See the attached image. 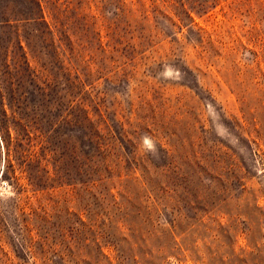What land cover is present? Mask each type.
Listing matches in <instances>:
<instances>
[{
  "label": "rangeland",
  "instance_id": "1",
  "mask_svg": "<svg viewBox=\"0 0 264 264\" xmlns=\"http://www.w3.org/2000/svg\"><path fill=\"white\" fill-rule=\"evenodd\" d=\"M43 3L0 0V264H264V0Z\"/></svg>",
  "mask_w": 264,
  "mask_h": 264
},
{
  "label": "trees",
  "instance_id": "2",
  "mask_svg": "<svg viewBox=\"0 0 264 264\" xmlns=\"http://www.w3.org/2000/svg\"><path fill=\"white\" fill-rule=\"evenodd\" d=\"M34 3L36 4V10H37V13H34V16L33 17H42V18H45L46 17V11H45V7H44V3H43V0H33ZM14 15H11V14H4V13H0V26H9L12 28V31L15 29L16 27V24L14 22L15 19H17V17H13ZM28 19V18H27ZM47 22V21H46ZM47 25L50 27V23L47 22ZM18 27H16V30H14V32L16 33V35H18V42H19V45L22 47V49L24 48L23 45L21 44V38L19 36V31H18ZM53 31V29H52ZM264 52V51H263ZM24 56L26 57V61H27V64H28V67H30V60L28 59V55H27V51L24 50ZM263 58H264V53H263ZM36 75V73H35ZM32 79H34L33 75L31 76ZM2 79H0V104L2 106V108L0 109V114L2 115H7L8 113V110L6 108V104L9 103L13 100L14 97V92H13V89H10L8 87H6L2 81ZM260 92L263 94L262 96V101L264 100V90L260 89ZM247 96H243L242 98H245ZM255 116V115H254ZM87 122L90 123L91 127H94L95 126V122L93 120H91L90 118H87ZM253 123H256V122H259L258 119L255 120L253 119ZM261 126L264 128V123L261 121ZM258 131V134H261V130H257ZM10 135V131L8 133ZM89 137H90V140L94 141V143L96 144V147H97V150L100 151V153H102L103 157L102 159H98L96 157V155H90V152H86L85 154H87V156L85 155L84 159L82 160L83 162V166H84V171L85 173L88 175V176H93L95 174V172H97L100 177H99V180H102V178L104 177L102 175L103 173V170L106 168H111L110 166L114 165V159L112 158V152L110 150V147H108V142L106 141H103L102 138L104 137V135H102V133L100 134L99 131H94V132H90L89 133ZM90 155V157H89ZM144 172H146V175L147 173L149 172L147 167H144ZM91 179H96L94 177H92ZM152 180L150 178V176L148 175L147 178H144V182H147L148 185L152 182L150 181ZM125 190L128 191V189L126 188V186L124 187ZM156 193V192H155ZM150 196V195H149ZM127 198V197H126ZM148 199V198H147ZM120 202L124 203L125 204V211H128V204L122 199L120 200ZM150 209H152L154 207V203H149L148 204ZM138 211H141V209H138ZM152 216V213H149L147 215V218H151ZM155 230L154 229H151L150 231H148L146 233V237L143 240V243L145 245H150L151 246V249H150V255L153 256L154 255V249L157 248L158 251H161L162 253L160 254V258H164L165 257V252L168 250L167 248V245H165V243L163 244H159V245H153L152 244V236L156 234V232H154ZM137 242V241H136ZM156 246V247H155ZM118 264H120V261H118Z\"/></svg>",
  "mask_w": 264,
  "mask_h": 264
},
{
  "label": "clouds",
  "instance_id": "3",
  "mask_svg": "<svg viewBox=\"0 0 264 264\" xmlns=\"http://www.w3.org/2000/svg\"><path fill=\"white\" fill-rule=\"evenodd\" d=\"M164 75L167 77V76H171L172 75V70L170 68H168L165 72H164ZM142 147L148 151V152H152V153H155L156 151V144H155V141L145 135L143 138H142Z\"/></svg>",
  "mask_w": 264,
  "mask_h": 264
}]
</instances>
